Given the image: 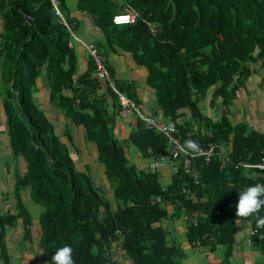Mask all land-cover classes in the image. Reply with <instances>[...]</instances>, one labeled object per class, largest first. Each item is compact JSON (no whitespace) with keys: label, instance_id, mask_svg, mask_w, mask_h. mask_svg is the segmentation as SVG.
<instances>
[{"label":"trees","instance_id":"trees-1","mask_svg":"<svg viewBox=\"0 0 264 264\" xmlns=\"http://www.w3.org/2000/svg\"><path fill=\"white\" fill-rule=\"evenodd\" d=\"M56 2L60 15L51 0H0L7 147L9 158H22L26 166L22 173L13 170L14 203L7 195L0 198V264H13L14 256L16 264H52L65 245L73 248L74 264H181L183 248L174 239L181 216L187 220L184 238L204 254L203 264L220 249L217 263L232 264L240 223L252 231L245 245L262 257L254 264H264V229L256 228L254 217L235 215L239 194L264 184V169L255 167L264 161V131L249 129L232 107L241 101V90L246 100L255 99L249 78L264 82V0ZM72 4L93 19L100 33L94 43L85 41L91 38L87 23L71 15ZM120 12L136 13L135 21L114 25L112 16ZM87 45L96 49L115 89L140 105L133 84L116 79L107 64L111 54H131L147 69L157 113L173 122L179 145L191 139L206 154L177 149L168 156L166 137L146 128L134 112L126 137L117 136L118 96L98 76L91 54L78 73L77 47ZM42 77L50 102L83 129L110 194L83 161V141L57 134L34 100ZM130 147L141 162H131ZM26 192L42 207L38 241L23 202Z\"/></svg>","mask_w":264,"mask_h":264},{"label":"crops","instance_id":"crops-1","mask_svg":"<svg viewBox=\"0 0 264 264\" xmlns=\"http://www.w3.org/2000/svg\"><path fill=\"white\" fill-rule=\"evenodd\" d=\"M77 17L80 19L84 18L87 23V28L89 30L85 31L86 34L90 35L87 36L91 38L85 41L87 43H94L93 41L97 39V34L100 35V33L95 30L93 19L89 14H80L79 12L77 13ZM77 52L78 73L80 74L86 70L90 54L85 46H78ZM107 61L108 66L114 69V77L116 79L126 80L129 83L133 84V88H135L136 95L140 100L139 103H141L140 105L142 109L152 115L151 109L148 108L155 102L153 99V90L146 83L147 69L143 66L137 65L133 61L131 54L129 53H124L120 56L111 54ZM250 85L256 86V92L250 93L251 96L255 97V99H252L250 101L237 100V102L235 101V105L232 107L236 108L235 113H237L238 119L240 117L244 118L243 115L247 114V119H244L247 121V126L249 129L259 128L258 130L264 131V82L260 83V80L251 78V80H248V87H250ZM257 88L259 89V91L257 90ZM49 97L50 89L48 86V82L42 77L41 81H37L36 89L33 92L34 100L37 101L40 107L44 110L45 114L53 121L57 134L65 132L66 134H70L75 140L77 139V141H83L82 147L85 153H82L81 151L80 152L82 155L88 153L87 159L83 161L90 165L92 171L96 175V180L100 183V185H105V189L108 191L109 186L107 184L106 177L102 173V168H100V166H98L95 162V153L92 150L91 144H89L87 141H84L85 138L83 137V129L76 126L71 119L65 117L61 110L50 102ZM244 108L247 109L246 112ZM158 109L157 112L159 111ZM112 110V100L109 99V111ZM209 114H211L212 117L215 116L214 112H209ZM117 117L118 125L116 127L117 129L115 133L117 136L126 137V135L123 134L122 130L127 128L126 125L130 123V121L133 119V116L130 115L127 118H120L119 116ZM122 123L124 124V126H122ZM5 128V116L0 101V198L2 197V195H7L8 201L10 203H14V198L11 194L14 186L13 170L14 168H18L22 173L26 166L22 161V158H18L17 161L11 160L9 158V149L7 147V135ZM78 137L81 138L78 139ZM71 148V152L74 150L73 156L76 157L75 148ZM87 149H90L91 152H87ZM136 153V150L131 151L132 156H136ZM138 159V161L141 162L139 157ZM164 171L166 170H162V172ZM167 172L168 171H166V173ZM23 199V202H26L28 204L32 201L30 200L28 192L23 194ZM39 213L40 212H38L36 215L38 216ZM186 223V218H183L182 216L180 218H176L174 222V239L177 241V243H180L181 247L183 248V254H181L182 256L179 261L181 264H203L205 260L204 254L198 249L192 248L184 238ZM34 228L37 232H39L38 226L36 224H34ZM248 232L249 227L245 223L238 224L236 231V245L233 248L232 256L229 258V261L232 264H254L256 263V261L261 260L260 256H258L254 252H251L250 248L245 245V236L248 235ZM242 245H244L243 250ZM220 256L221 255L217 252H213L209 256L208 262L210 264H218L217 262H219Z\"/></svg>","mask_w":264,"mask_h":264},{"label":"built area","instance_id":"built-area-1","mask_svg":"<svg viewBox=\"0 0 264 264\" xmlns=\"http://www.w3.org/2000/svg\"><path fill=\"white\" fill-rule=\"evenodd\" d=\"M51 2L53 4V6L55 7V13L60 15V11L57 8L56 0H51ZM117 18H119V19H117ZM135 19H136V13L132 14V13H128V12H120V13H115L112 16V22L114 25L129 24V23L134 22ZM86 48L88 49L89 53L92 55V57L94 59L98 76L101 79L107 81L111 87V90H113L118 96V101L120 104V116L122 118L123 117L125 118L131 112H134L139 119L144 121L146 128L155 129L166 137V139L169 141L170 146H171V149L169 150L171 153L168 152V156L171 155L172 157H175V155L178 153L177 149L180 150V145H179L180 143H179V140L173 134L175 131V127H174L173 122H171V121L160 122V121L156 120L154 117L146 115L145 113H143V111L140 110L141 109L140 105L134 104L128 97L119 93L115 89L114 84H113V79L110 76L108 70L105 68L104 64L102 63V59L98 55L94 46L87 45ZM183 152L185 155L188 154L187 151H183ZM200 153H201V155L206 154V152H203L202 150ZM207 154H209V153L207 152ZM162 158H163V156H161V159ZM188 161H189V158H185V165H187ZM255 167L260 168V169H264V161L256 164Z\"/></svg>","mask_w":264,"mask_h":264},{"label":"clouds","instance_id":"clouds-1","mask_svg":"<svg viewBox=\"0 0 264 264\" xmlns=\"http://www.w3.org/2000/svg\"><path fill=\"white\" fill-rule=\"evenodd\" d=\"M180 150L191 151L194 155H198L201 151L198 143L191 139L186 140L184 145L180 146ZM262 209H264V184L258 183L248 186L239 194L235 215L243 219L254 217L256 228L264 229V215H260ZM248 233H252L250 229ZM52 264H74L73 248L69 245L58 248L52 255Z\"/></svg>","mask_w":264,"mask_h":264},{"label":"rangeland","instance_id":"rangeland-1","mask_svg":"<svg viewBox=\"0 0 264 264\" xmlns=\"http://www.w3.org/2000/svg\"><path fill=\"white\" fill-rule=\"evenodd\" d=\"M70 10H72V13H71V15L72 16H77V12H76V9L74 8V4H72L71 5V8H70ZM75 14V15H74ZM75 16V17H76ZM85 30L86 31H88L89 29L87 28V27H85ZM82 33H84V31H82ZM86 35H88V34H86ZM88 36H90V35H88ZM87 36V37H88ZM254 78H256V77H253V79ZM250 80H251V78H249ZM248 79V80H249ZM249 88V91H250V93H253V92H256V86H252V85H250V87H248ZM248 88H247V90H248ZM257 90L259 91V89L257 88ZM246 94H247V92H243V90H241V93H240V97H241V101H245L246 99ZM245 95V96H244ZM148 109H151V112L153 113V116H157V115H159V113H157V107H156V104L154 103L153 105H151ZM143 110V109H142ZM244 110H245V112L247 111V109L246 108H244ZM144 111V110H143ZM144 113L145 114H148L146 111H144ZM132 116V115H131ZM244 116V118H246L247 119V114H244L243 115ZM159 120L158 121H160V122H167L168 121V119L167 118H164V117H161L160 115H159ZM52 121V120H51ZM129 123V122H128ZM129 124H131V123H129ZM122 126H124V124L122 123ZM126 127L127 128H125V129H123L122 131H123V134L124 135H127L128 134V132H129V130H130V127L128 126V124L126 125ZM263 128H264V126H263ZM117 129V128H116ZM259 129V128H258ZM128 130V131H127ZM116 132V131H115ZM132 150H135L133 147H130L129 148V153H131V151ZM130 160H131V162H137L138 161V159H137V156H135V157H133V158H130ZM24 205L26 206V209H27V211L31 214V218H32V225L33 226H31V229H32V236H33V240L34 241H38V238H39V232H37L36 230H35V228H34V224H36L37 226H38V224H37V220H38V217H39V214H38V216L36 215L38 212H41L42 211V207L41 206H39L38 204H36L35 202H33V201H31L29 204L28 203H26V202H24ZM248 226V225H247ZM242 250H243V247H242ZM220 255H222V254H224V251H223V249H220V250H218L217 251ZM260 259H262V257L260 256ZM17 263V259H16V256H14V259H13V264H16Z\"/></svg>","mask_w":264,"mask_h":264}]
</instances>
